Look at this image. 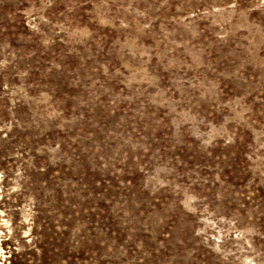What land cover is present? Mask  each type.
Returning <instances> with one entry per match:
<instances>
[{
	"label": "rangeland",
	"instance_id": "1",
	"mask_svg": "<svg viewBox=\"0 0 264 264\" xmlns=\"http://www.w3.org/2000/svg\"><path fill=\"white\" fill-rule=\"evenodd\" d=\"M3 264H264V0H0Z\"/></svg>",
	"mask_w": 264,
	"mask_h": 264
},
{
	"label": "bare ground",
	"instance_id": "2",
	"mask_svg": "<svg viewBox=\"0 0 264 264\" xmlns=\"http://www.w3.org/2000/svg\"><path fill=\"white\" fill-rule=\"evenodd\" d=\"M0 264H3V263L0 261Z\"/></svg>",
	"mask_w": 264,
	"mask_h": 264
}]
</instances>
